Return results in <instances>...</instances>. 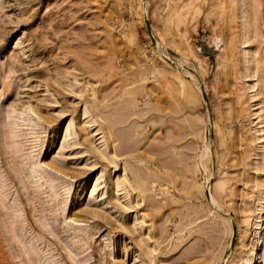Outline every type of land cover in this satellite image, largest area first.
Returning a JSON list of instances; mask_svg holds the SVG:
<instances>
[{
    "label": "rangeland",
    "instance_id": "obj_1",
    "mask_svg": "<svg viewBox=\"0 0 264 264\" xmlns=\"http://www.w3.org/2000/svg\"><path fill=\"white\" fill-rule=\"evenodd\" d=\"M0 264H264V0H0Z\"/></svg>",
    "mask_w": 264,
    "mask_h": 264
},
{
    "label": "bare ground",
    "instance_id": "obj_2",
    "mask_svg": "<svg viewBox=\"0 0 264 264\" xmlns=\"http://www.w3.org/2000/svg\"><path fill=\"white\" fill-rule=\"evenodd\" d=\"M171 89V88H170ZM189 97V96H188ZM189 99H190V97H189ZM188 98H187V100H189ZM192 99H190V101H191ZM178 103V102H177ZM190 103H192V101L190 102ZM175 106V105H174ZM177 106V105H176ZM175 108V107H174ZM175 111V110H174ZM182 118V117H181ZM159 119V118H158ZM185 119V118H184ZM179 120V119H178ZM181 120V119H180ZM186 121V120H185ZM188 121H190V120H188ZM184 123V122H183ZM147 128V127H146ZM196 133V132H195ZM184 136V135H183ZM189 150V149H188ZM204 170H206V169H204ZM261 218V217H260ZM257 220V219H256ZM259 220V219H258ZM259 223V222H258ZM258 223H255V224H258ZM260 225V224H259ZM261 228V227H260ZM257 232V231H256ZM260 238V237H259ZM257 243H258V241H257ZM262 246V245H261ZM260 249H262V248H260ZM252 254V253H251ZM261 255V254H260ZM262 258V257H261ZM258 259V258H257ZM253 260V259H252ZM260 260H262V259H260Z\"/></svg>",
    "mask_w": 264,
    "mask_h": 264
}]
</instances>
